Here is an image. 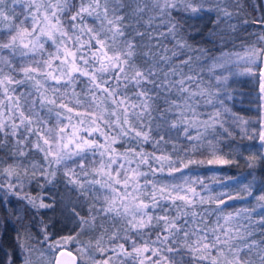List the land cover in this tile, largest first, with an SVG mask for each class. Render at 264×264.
<instances>
[{
    "label": "snow or ice",
    "instance_id": "snow-or-ice-1",
    "mask_svg": "<svg viewBox=\"0 0 264 264\" xmlns=\"http://www.w3.org/2000/svg\"><path fill=\"white\" fill-rule=\"evenodd\" d=\"M0 264H264V0H0Z\"/></svg>",
    "mask_w": 264,
    "mask_h": 264
},
{
    "label": "trees",
    "instance_id": "trees-1",
    "mask_svg": "<svg viewBox=\"0 0 264 264\" xmlns=\"http://www.w3.org/2000/svg\"><path fill=\"white\" fill-rule=\"evenodd\" d=\"M243 79V78H241ZM238 89H240L241 91H248L249 88L251 87L250 85H237ZM238 101H239V97L237 98ZM237 107L240 108V107H243V108H247V104H244V105H241L239 103H237ZM242 115H245L246 113L242 112L241 113ZM248 115H252V113H247ZM225 170L230 172L231 174H237L239 173L240 171H242L243 169L242 168H236L235 166H225ZM84 239H86L87 237H83Z\"/></svg>",
    "mask_w": 264,
    "mask_h": 264
},
{
    "label": "water",
    "instance_id": "water-1",
    "mask_svg": "<svg viewBox=\"0 0 264 264\" xmlns=\"http://www.w3.org/2000/svg\"><path fill=\"white\" fill-rule=\"evenodd\" d=\"M70 261V258H67Z\"/></svg>",
    "mask_w": 264,
    "mask_h": 264
}]
</instances>
